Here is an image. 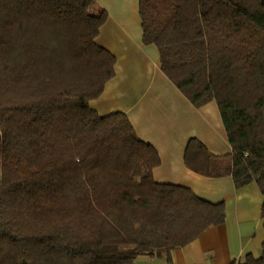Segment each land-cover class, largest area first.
<instances>
[{
    "label": "trees",
    "instance_id": "obj_1",
    "mask_svg": "<svg viewBox=\"0 0 264 264\" xmlns=\"http://www.w3.org/2000/svg\"><path fill=\"white\" fill-rule=\"evenodd\" d=\"M95 5L0 0V264L170 259L225 222V202L155 180L159 153L127 114L91 108L117 62ZM140 15L163 72L196 107L217 102L232 146L192 138L187 167L264 195V0H140ZM231 264H264V243Z\"/></svg>",
    "mask_w": 264,
    "mask_h": 264
},
{
    "label": "crops",
    "instance_id": "obj_2",
    "mask_svg": "<svg viewBox=\"0 0 264 264\" xmlns=\"http://www.w3.org/2000/svg\"><path fill=\"white\" fill-rule=\"evenodd\" d=\"M107 18L96 39L117 58L115 76L102 95L90 102L101 116L127 114L138 136L153 145L161 163L154 169L160 183L183 185L201 198L225 202V222L208 228L191 243L171 251L139 255L135 264H231L247 254L260 256L264 243V195L258 184L237 187L233 176L209 177L185 163L192 138L209 151H232L216 101L196 107L161 68L159 48L143 42L140 0H96L94 13Z\"/></svg>",
    "mask_w": 264,
    "mask_h": 264
}]
</instances>
